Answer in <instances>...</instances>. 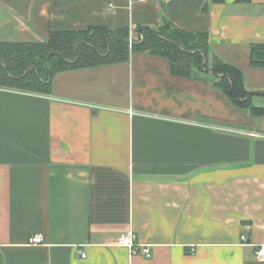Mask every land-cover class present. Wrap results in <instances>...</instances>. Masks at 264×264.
Masks as SVG:
<instances>
[{
  "label": "crops",
  "instance_id": "crops-1",
  "mask_svg": "<svg viewBox=\"0 0 264 264\" xmlns=\"http://www.w3.org/2000/svg\"><path fill=\"white\" fill-rule=\"evenodd\" d=\"M165 18L209 32L211 51L261 96L251 51L264 43V0H0V41L92 26H129L133 38ZM255 118L148 52L61 71L50 93L0 85V264H264ZM130 231L152 257L119 245Z\"/></svg>",
  "mask_w": 264,
  "mask_h": 264
},
{
  "label": "trees",
  "instance_id": "trees-1",
  "mask_svg": "<svg viewBox=\"0 0 264 264\" xmlns=\"http://www.w3.org/2000/svg\"><path fill=\"white\" fill-rule=\"evenodd\" d=\"M133 34L132 45L129 26L52 30L43 41H0V85L50 93L61 71L125 62L133 51L148 52L169 59L173 74L211 80L232 106L264 116V104L254 103L264 90L261 96L250 94L242 70L211 51L209 32H191L165 18L157 28L138 25ZM251 64L264 66V43L252 46Z\"/></svg>",
  "mask_w": 264,
  "mask_h": 264
},
{
  "label": "built area",
  "instance_id": "built-area-1",
  "mask_svg": "<svg viewBox=\"0 0 264 264\" xmlns=\"http://www.w3.org/2000/svg\"><path fill=\"white\" fill-rule=\"evenodd\" d=\"M130 40L132 41L133 38L131 37ZM132 45V43L130 44ZM243 241L246 239V236H242ZM43 240V237L41 234H36L33 236L30 241L31 243H38ZM119 245L126 246L129 248L131 254H143L146 257L150 258L152 257L151 248L149 245L139 243L137 241V237L133 231H130L128 234H126L120 241ZM256 254L260 259L264 260V245H261L257 250ZM85 254L83 253V256Z\"/></svg>",
  "mask_w": 264,
  "mask_h": 264
},
{
  "label": "rangeland",
  "instance_id": "rangeland-1",
  "mask_svg": "<svg viewBox=\"0 0 264 264\" xmlns=\"http://www.w3.org/2000/svg\"><path fill=\"white\" fill-rule=\"evenodd\" d=\"M0 40H1V38H0ZM256 99H257V98H256ZM256 99H254V103L257 104V105H260V104L257 103V100H256ZM247 113H248V112H247ZM253 118H254V117H253ZM259 118H260V117L255 118V121L261 120V119H259Z\"/></svg>",
  "mask_w": 264,
  "mask_h": 264
},
{
  "label": "water",
  "instance_id": "water-1",
  "mask_svg": "<svg viewBox=\"0 0 264 264\" xmlns=\"http://www.w3.org/2000/svg\"><path fill=\"white\" fill-rule=\"evenodd\" d=\"M129 43H130V44H131V43L133 44V41L129 40Z\"/></svg>",
  "mask_w": 264,
  "mask_h": 264
}]
</instances>
